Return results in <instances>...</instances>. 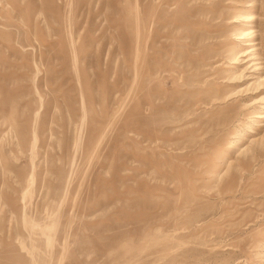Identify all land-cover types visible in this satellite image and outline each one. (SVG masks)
<instances>
[{"label": "rangeland", "instance_id": "1", "mask_svg": "<svg viewBox=\"0 0 264 264\" xmlns=\"http://www.w3.org/2000/svg\"><path fill=\"white\" fill-rule=\"evenodd\" d=\"M0 264H264V0H0Z\"/></svg>", "mask_w": 264, "mask_h": 264}]
</instances>
